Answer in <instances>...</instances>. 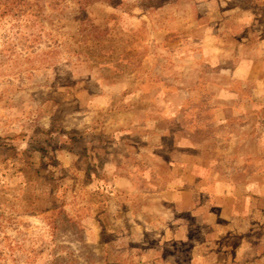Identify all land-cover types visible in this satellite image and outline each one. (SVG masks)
Wrapping results in <instances>:
<instances>
[{"label":"rangeland","instance_id":"rangeland-1","mask_svg":"<svg viewBox=\"0 0 264 264\" xmlns=\"http://www.w3.org/2000/svg\"><path fill=\"white\" fill-rule=\"evenodd\" d=\"M0 264H264V0H0Z\"/></svg>","mask_w":264,"mask_h":264},{"label":"crops","instance_id":"crops-1","mask_svg":"<svg viewBox=\"0 0 264 264\" xmlns=\"http://www.w3.org/2000/svg\"><path fill=\"white\" fill-rule=\"evenodd\" d=\"M193 85H205V87L207 88V89H209L208 88V86H206V81H198V82H194V84ZM218 96V95H217ZM216 95L214 96V97H217ZM176 114H173L174 116H172V118H175V120H174V122H169V124H170V127L172 128V148L173 149H181V150H183V151H187V150H191V149H193V148H198L199 146H201L202 144H206L207 142H209L208 140L209 139H205V140H203V141H201V142H199V143H196V142H194L193 143V141H192V137H191V135L189 134V133H187V131L185 132V130L183 129V128H185V125L184 126H179L180 124L179 123H177L178 122V120L179 119H182V117L180 116V114L178 113L177 114V112H175ZM171 118V119H172ZM166 123V122H165ZM184 130V131H183ZM183 131V132H182ZM168 133H170V130H166L165 132H163L162 134H161V136H160V138H162V136H164V135H167ZM187 133V134H186ZM176 134H177V136H176ZM185 134H186V136H185ZM180 135H182V137H185L186 139V144L183 146V145H180V143H178L180 140H178V139H181V137H180ZM177 137V138H176ZM184 142V143H185ZM161 146V148H162V145H161V143L159 144V146L158 147H160Z\"/></svg>","mask_w":264,"mask_h":264},{"label":"trees","instance_id":"trees-1","mask_svg":"<svg viewBox=\"0 0 264 264\" xmlns=\"http://www.w3.org/2000/svg\"><path fill=\"white\" fill-rule=\"evenodd\" d=\"M109 4H111V5H115V4H117V0H106ZM181 117H182V115H180ZM169 120V119H168ZM174 120H175V118H170V120L169 121H167V120H165V121H167L168 123L169 122H174ZM164 121V120H163ZM164 121V122H165ZM189 123H190V120H187ZM189 123H187V124H189ZM187 129L189 130V126H187ZM187 129H186V131H187ZM171 133V132H170ZM168 135V134H167ZM167 135H164V136H162V139L165 137V136H167ZM194 143V142H193Z\"/></svg>","mask_w":264,"mask_h":264}]
</instances>
